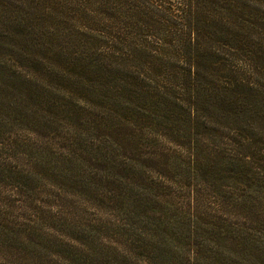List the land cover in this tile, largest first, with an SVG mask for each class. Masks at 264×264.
Returning a JSON list of instances; mask_svg holds the SVG:
<instances>
[{"label":"rangeland","instance_id":"rangeland-1","mask_svg":"<svg viewBox=\"0 0 264 264\" xmlns=\"http://www.w3.org/2000/svg\"><path fill=\"white\" fill-rule=\"evenodd\" d=\"M88 1L0 0V264H264V0L114 78Z\"/></svg>","mask_w":264,"mask_h":264},{"label":"trees","instance_id":"trees-1","mask_svg":"<svg viewBox=\"0 0 264 264\" xmlns=\"http://www.w3.org/2000/svg\"><path fill=\"white\" fill-rule=\"evenodd\" d=\"M170 1L175 4L162 0H89V7L84 5L87 11L101 18L98 22L92 14L89 15L93 24L101 28L98 32L106 36L101 40L102 45L107 46V52L100 58L105 63L100 75L104 71L112 78L121 76L125 69L132 68L133 63H142V59L152 62L162 73L169 62L163 58H169L166 56L170 50L173 52L183 45L188 47L189 60L191 47L202 45L212 36L227 45L241 46V33L224 30L227 22L222 16L231 6L224 0ZM44 3L55 6L62 14L77 11L67 4L68 0H44ZM237 28L241 30V24ZM95 40L96 43L98 36ZM186 72L191 76L190 69ZM233 72L230 69V73ZM235 73L238 74L237 71ZM154 88H157V94L161 92L159 85ZM174 102L172 107L177 105V101ZM159 105L161 103L158 102ZM245 130L252 133L248 127Z\"/></svg>","mask_w":264,"mask_h":264}]
</instances>
